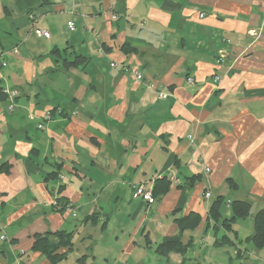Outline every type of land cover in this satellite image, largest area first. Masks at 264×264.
Masks as SVG:
<instances>
[{
  "label": "crops",
  "instance_id": "1",
  "mask_svg": "<svg viewBox=\"0 0 264 264\" xmlns=\"http://www.w3.org/2000/svg\"><path fill=\"white\" fill-rule=\"evenodd\" d=\"M0 60L18 90L12 111L0 95V264H51L33 236L58 230L72 247L54 264H264L246 241L264 209V0H0ZM163 177L154 202L134 196ZM236 199L250 214L228 228ZM190 213L183 252L158 254Z\"/></svg>",
  "mask_w": 264,
  "mask_h": 264
},
{
  "label": "trees",
  "instance_id": "2",
  "mask_svg": "<svg viewBox=\"0 0 264 264\" xmlns=\"http://www.w3.org/2000/svg\"><path fill=\"white\" fill-rule=\"evenodd\" d=\"M83 59V56L80 54H75L73 61L70 63H77ZM5 95L2 93L0 88V95ZM58 167L55 168L48 175L50 178H58ZM231 181V180H230ZM169 181L166 177L155 180L153 184V196L154 198L162 193L166 192L169 188ZM234 183H232L233 185ZM61 185L59 186V190ZM223 201V197H217L210 209L209 217L215 222L220 217L219 207ZM69 203L62 197H57L53 204V209L59 212H62L66 209ZM231 216L223 219V224L225 227L230 228L231 223L236 218H244L250 214V203L246 200H233L231 202ZM178 226V234L170 237H165L160 243L155 247V251L166 256L170 252H183L185 245L181 242V233L185 229H192L199 223V216L196 214H188L187 216L176 219ZM34 241L32 243V251H38L41 254L45 255L51 264H54L56 261L61 259L64 256V253H59L58 250L62 247L67 248V250L72 247V233L66 232L63 230H58L55 232H46L44 234H35ZM246 241L251 242L256 248H261L264 246V209H259L254 213L253 216V234L246 238Z\"/></svg>",
  "mask_w": 264,
  "mask_h": 264
},
{
  "label": "built area",
  "instance_id": "3",
  "mask_svg": "<svg viewBox=\"0 0 264 264\" xmlns=\"http://www.w3.org/2000/svg\"><path fill=\"white\" fill-rule=\"evenodd\" d=\"M201 16L203 14H200ZM67 27L70 29V30H73L74 29V26L71 22H69L67 24ZM34 33L37 37H43V38H49L50 36V33L47 31V30H44V29H40V28H35L34 29ZM222 58V55H220V57L218 58L217 62L220 61ZM2 61L0 60V67L2 66ZM114 62H112L110 64V66H114ZM126 69V68H125ZM133 74L135 75L136 78H140L141 76L139 75V73L134 70L133 71ZM215 79H217V77L215 76L214 77ZM189 81H191V78H187ZM150 86H152V84H150ZM3 93L5 94L6 96V99L8 101V105H7V109L9 111H12L15 107V103H14V100L16 98V96L18 95V90L17 89H11V90H7V89H4L3 90ZM161 97H165L166 95L165 94H159ZM43 120H48L49 119V114H44L43 116ZM43 125L42 123H38V127L41 128ZM188 139H190V136H187ZM206 171H208V169H206ZM60 179L63 178V175L60 174ZM133 192H134V196L142 199L143 201L147 202V203H152L154 202V196H153V184L151 181L147 182V181H142V182H139V183H136L134 184L133 186ZM210 195L209 192H205L204 193V197H208ZM71 208V204L69 203L66 207V209H70ZM73 215H75V213L73 212ZM4 236H0V239H3Z\"/></svg>",
  "mask_w": 264,
  "mask_h": 264
},
{
  "label": "rangeland",
  "instance_id": "4",
  "mask_svg": "<svg viewBox=\"0 0 264 264\" xmlns=\"http://www.w3.org/2000/svg\"><path fill=\"white\" fill-rule=\"evenodd\" d=\"M162 260V259H161ZM149 264H152V263H149ZM159 264H164V261H160V263Z\"/></svg>",
  "mask_w": 264,
  "mask_h": 264
}]
</instances>
